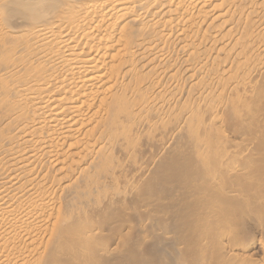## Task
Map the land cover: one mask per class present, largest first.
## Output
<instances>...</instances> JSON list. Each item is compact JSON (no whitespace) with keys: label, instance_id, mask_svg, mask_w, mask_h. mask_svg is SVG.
<instances>
[{"label":"bare ground","instance_id":"1","mask_svg":"<svg viewBox=\"0 0 264 264\" xmlns=\"http://www.w3.org/2000/svg\"><path fill=\"white\" fill-rule=\"evenodd\" d=\"M6 10L31 21L25 32L0 24V264H112L79 208L122 170L116 152L142 176L154 170L142 199L157 185L180 192L173 227L187 248L161 252L162 264L251 263L246 247L243 258L234 244L191 248L209 237L206 220L264 212V138L251 141L240 115L238 142L225 134L227 110L264 73V0H0ZM151 132L164 147L139 162Z\"/></svg>","mask_w":264,"mask_h":264},{"label":"rangeland","instance_id":"2","mask_svg":"<svg viewBox=\"0 0 264 264\" xmlns=\"http://www.w3.org/2000/svg\"><path fill=\"white\" fill-rule=\"evenodd\" d=\"M30 16H27V15H25L22 12L17 11V10H11V11L6 10L3 13V15L0 16V24L3 27V31H1V32H5V30H8V31H10V30H23L24 32L29 31L28 24L31 21ZM18 27H20L21 29ZM4 44H5V40H4ZM247 83L249 84V89L246 91V94H248L250 96V99L249 100H243L241 102V104L237 103V108L235 110H234V107L228 109L227 113L225 115V117L229 118V120L231 122L230 126L228 128H226L225 134L230 138V140L232 142H238V140L240 139V137L238 138V136L241 135L240 133L243 132V130H244L241 128H236V126H235L234 117H237L238 115L243 117V119L245 121V125H247V132H248V134H250L251 141H254L255 138L257 137L256 132H260L261 137L264 138V73H258V74L253 75L252 78L250 79V81H248ZM244 93L245 92H240L237 95V97L239 98V96L244 94ZM238 133H239V135H238ZM165 136H166L165 134L160 133V132H159V134H153L151 132V137H152V140L154 142L152 144H148L147 154L140 155L138 153L139 162H140V160L143 161V160L148 159V158L155 159L157 154H159L161 152L162 148L164 147L161 145V141L166 140ZM1 141L2 140H0V143H1ZM139 150L140 151L142 150L141 146L138 147V151ZM115 154L119 158V161L121 159V163H120L121 165L120 166L122 167V170H120L111 179L104 178L100 182V184L97 186L100 190V193H102L101 199H98V201H97V200H94V198L87 195V199H85V202L79 208V211L82 214V217L85 219L83 221H85L87 223L89 228L93 227V230H95L96 235H94V237L92 236L93 237L92 239H94L93 242L95 244V245L93 244L94 247L96 246L97 250L99 249L101 252L102 250L105 249L106 246L110 245L111 250L109 251L110 253L107 252L108 253L107 255H109V256L112 255L111 256V258H113L112 264H113V262H114V264H116L117 262L120 264H128V262H129V264H130L133 260H134V262H132L131 264H134V263L135 264H139V263L145 264V260H146L147 264H150V263L156 264V262L158 263L159 261H161L159 263L162 264V263H164L163 261H166L165 259H167V258H165L166 253H167L166 257L176 256L178 259L179 251H181V250L184 251L187 248L186 246H184L185 245L184 242H182V241L180 242L179 238L176 235L174 227H173L175 225L174 224L175 220H173L174 219L173 216H174V212L176 211L177 207L179 206L178 205V198H179L178 196L180 195V192H173V194L167 196V195H165V192L163 191V189L159 185H157L155 187L157 189V190H155L156 191L155 194H158L156 197L142 199L141 194H142V191H143V188L145 187V185H147L152 179L153 180L156 179V178H153L154 170L151 172V174H145L142 176L138 170H136L131 164H129L127 162L126 159L120 157L119 152H116ZM159 161L160 160H157L156 163L158 164ZM129 182L135 183V187L130 188L128 186ZM151 183H154V182H151ZM93 187H88L87 191L91 192ZM263 205L261 206L262 211H264ZM259 211H257V212L255 211L256 213L253 212V215L251 214L252 216L250 215V217H252V219L249 218V220H244L245 222L242 220L246 224V226H244V227H246V228L248 227L247 228L248 230H245L246 228L244 229V227H242L244 224L243 222H238V225H235L232 223V221L228 220L229 224L231 226L230 227L228 224V227H229V229H228L227 220H224V223H226V224H224L222 222L223 219H220L221 221L213 220L214 222H211L212 220H209V221L206 220L208 223L204 221V223H206V225L204 224V226L207 227L206 230L209 229V232L207 230L206 237L207 236H209V237H207V238L202 237L201 239H206V240H203V242L201 239H199V240H201L202 243H205L204 245H206V243L207 244L210 243V244L205 246V247H207L208 251L206 252L207 249H205L204 246L201 248H204L205 250L199 248V246H202V243L199 244L200 243L199 240H197V242H199V243L195 242V244H194V245L198 244L199 246L196 245L197 248H195V246H194L191 249L194 248L193 250L194 251L196 250L197 254H201L202 252L204 253V251H205L204 254H207L209 251H213V248L215 246H218L221 244V246H219L220 248L222 247L225 250L226 247L229 246L228 247L229 249H226L227 251H230V250L234 251V249H235L234 253L241 255V254H245V253H243L242 248L244 249L246 247L245 252H246V254H248V256H250L252 252L253 253L251 256H253L255 253H256V255L259 256V257H257L256 255H254L253 257L250 256L253 259L252 262L254 264H264V257H263L264 256V216L262 217L264 212L261 213V211L260 212ZM258 212L261 214H259ZM116 214H118V215H116ZM120 214L122 215V217ZM257 215H259L260 218L257 217ZM118 216L120 219L117 218ZM255 218H257L258 220ZM241 224H242V226H240ZM233 225L236 227H234ZM208 226H210V227H208ZM232 227H234L233 231L235 233H233V231H232V234H231L230 231L232 230ZM225 228H227V229H225ZM230 228H231V230H230ZM235 228H236V230H235ZM239 228L240 229L242 228V232ZM169 229H171V230L173 229V232H171V230H169ZM227 230H230V231L228 232ZM243 230H245V231H243ZM237 231H240L242 235L240 236ZM246 231H249V232H246ZM236 232L238 233V237H235V235H233V234H236V236H237ZM227 233L229 236H226ZM229 233L231 234V236L233 235L232 238H231ZM244 233L247 235V237ZM249 236H251V237H249ZM210 237H212L213 239ZM208 238H210L212 241L217 240L220 243H218L217 241L212 243L211 240L208 242L207 241ZM218 238H220V239H218ZM241 238L245 241L243 242V240ZM173 239L175 240V242H173L174 241ZM229 239L231 240V242ZM232 239L235 243L237 241L238 242L235 244L234 242H232ZM95 240H96V243H95ZM226 240L229 241L230 243L227 242ZM154 241L156 242L155 244H154ZM161 241H162V243H161ZM138 242L140 244H138ZM157 242L160 245H158ZM167 242H169L170 244H168ZM176 242H177V244H175ZM245 242H246V244H244ZM97 243L99 246L97 245ZM178 243H179V245H178ZM215 243H217V244H215ZM102 244H105V245H102ZM124 244H126L127 248H129L128 251L131 254L135 253V255H136L137 251H138V253L141 252V259H140V254H138V259H140L138 261H140V262L137 261V257L133 254L130 255L129 259H128L127 255H129V252L127 251V248ZM163 244H164V246H163ZM181 244H183V245H181ZM224 244H226V245H224ZM233 244L236 246H238V244H239V246L235 248V246ZM242 244H244V245L242 246ZM122 245L124 246V248ZM161 245L163 246V248ZM165 245L168 247H166ZM169 245H171V246H169ZM174 245L176 247L175 249H174V247H172ZM176 245H178L179 251H177L178 248ZM232 245H233L232 248H234V249H232L230 247ZM97 246L100 248H98ZM132 246H134V247H132ZM147 246H149L148 248H150V249H148ZM150 246L153 248H151ZM183 246L186 248H184ZM102 247H104V248L102 249ZM211 247H213V248H211ZM167 248H169V249H167ZM210 248H211V250H210ZM237 248H241V249L238 250ZM123 249H125V250H123ZM131 249H132V252H131ZM134 249H135V251H134ZM160 249H162V250H160ZM249 249H251V250H249ZM99 250H98V252H99ZM146 250H148L149 252H147ZM159 250H160V253L166 252L164 254V256L162 253H161L162 256L159 253L157 254V252H159ZM167 250H168V252H167ZM193 250H191V251H193ZM256 250L258 251V253ZM121 251H122V254H120ZM153 251L157 254L156 255L157 257L159 255L161 256V257L159 256V258H158L161 260H157V257H155V255L153 256ZM260 251H262V252H260ZM126 252H127V255L125 256ZM146 252H147V255H146ZM150 252H151V255L149 254ZM247 252H250V253H247ZM115 253L118 256L120 255L122 258L120 256L118 258V256ZM209 253H211V252H209ZM100 254L102 255L103 253L101 252ZM113 255H115V256H113ZM149 255H150V257H148ZM151 256H152V258H151ZM255 256H256V258H255ZM126 257L128 259V262L124 263L127 260ZM176 257H174V258L176 259ZM250 257L249 258L247 257L249 259V260L246 259L247 263H249V261L251 262ZM117 258H118V261H117ZM142 258L145 260H143ZM146 258H148V261L150 263L147 261ZM153 258L156 259L157 261L154 260ZM163 258H165V259H163ZM241 258H243L242 255H241ZM130 259H131V261H130ZM255 259L258 261V263ZM151 260H152V262H151ZM251 263H249V264H251Z\"/></svg>","mask_w":264,"mask_h":264}]
</instances>
